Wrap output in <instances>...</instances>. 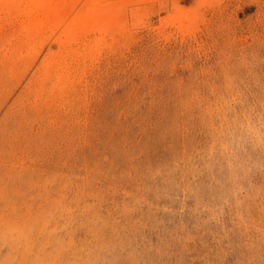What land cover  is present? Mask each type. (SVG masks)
Here are the masks:
<instances>
[{"label": "rangeland", "instance_id": "374dc122", "mask_svg": "<svg viewBox=\"0 0 264 264\" xmlns=\"http://www.w3.org/2000/svg\"><path fill=\"white\" fill-rule=\"evenodd\" d=\"M34 1L0 0V264H264V0Z\"/></svg>", "mask_w": 264, "mask_h": 264}, {"label": "bare ground", "instance_id": "6f19581e", "mask_svg": "<svg viewBox=\"0 0 264 264\" xmlns=\"http://www.w3.org/2000/svg\"><path fill=\"white\" fill-rule=\"evenodd\" d=\"M36 1H37V0H36ZM39 1H40V2H39V5H41V0H39ZM53 1H54V0H53ZM56 1H58V0H56ZM56 1H55V2H56ZM63 1H65V4H68V3H66V0H63ZM77 1H78V0H77ZM86 1H87V3H88L89 0H86ZM44 2L46 3V4H44L45 7H47L46 5H49L50 2H51V0H49V3H48V0H46V1L43 0L42 3H44ZM60 2H61V0H60ZM69 2H70V0H69ZM74 2H75V1H74ZM89 2H90V1H89ZM93 2H94V1H93ZM34 3H36V4H34V5H36L37 7L39 6V5H38V2H35V1H34ZM47 3H48V4H47ZM52 4H54L55 6H56V4H58L57 7H61V6H59V4H60L59 1H58V3H57V2H56V3H53V2H52ZM83 4H84V3H83ZM85 4H86V3H85ZM44 5L41 6V7H44ZM61 5H63V2H62ZM75 5H76V3H75ZM90 5H92V4L90 3ZM90 5H88V8H90ZM99 5H100V4H99ZM97 6H98V4H97ZM49 7H50V5H49ZM49 7H47V8H48L47 13L50 12V8H49ZM64 7H65V6H64ZM78 7H79V6H78ZM86 7H87V4H86ZM98 7H99V6H98ZM38 8H39V7H38ZM79 8H80V7H79ZM82 8H83V7H82ZM88 8H87V9L85 8V9H86L85 11L89 10ZM94 8H95V7L93 6V9H91V11L94 12V14H96L99 10L96 11V10H94ZM41 9H42V8H41ZM45 9H46V8H45ZM45 9H44V11H45ZM52 9H53V5H52ZM55 9H56V8H55ZM70 9H71V8H70ZM96 9H97V8H96ZM98 9H99V8H98ZM42 10H43V9H42ZM80 10H81V9H80ZM93 10H94V11H93ZM101 10H102V9H101ZM51 11H52V10H51ZM89 11H90V10H89ZM89 11H88V13L86 12L85 14H84V12H83V15H85V16H83L84 19L81 18L80 20H82V19H83V20H86V19L89 17V14L91 13V12L89 13ZM45 12H46V11H45ZM51 13H52V12H51ZM53 13H55V10H53ZM77 13H78V12H77ZM81 13H82V12H81ZM59 14H60V13H59ZM87 14H88V15H87ZM91 14H92V13H91ZM78 15H79V14H78ZM78 15H77V16H78ZM96 15H97V14H96ZM77 16H76V17H77ZM90 16L93 17V14L90 15ZM94 17H95V15H94ZM96 18H97V17H96ZM98 18H99V16H98ZM100 18H102V17H100ZM100 18H99V19H100ZM78 20H79V19H78ZM80 20H79V24H80ZM103 20H104V19H103ZM94 21H95V19H94ZM97 21H98V20H97ZM99 21H101V20H99ZM99 21H98V22H99ZM88 23H89V22H86V25H87ZM90 23H91V22H90ZM90 23H89V24H90ZM95 23H96V22H95ZM95 23H94V24H95ZM101 23H102V22H101ZM87 26H88V25H87ZM96 26H97V25H96ZM96 26H95V27H96ZM88 27H89V26H88ZM101 27H102V26H101ZM96 28H97V27H96ZM99 28H100V26H99ZM90 29H91V28H90ZM88 32H89V31H88ZM241 187H242V186H241ZM254 196H255V195H254Z\"/></svg>", "mask_w": 264, "mask_h": 264}]
</instances>
